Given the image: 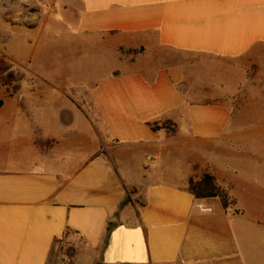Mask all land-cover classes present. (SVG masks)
<instances>
[{
	"label": "crops",
	"instance_id": "crops-1",
	"mask_svg": "<svg viewBox=\"0 0 264 264\" xmlns=\"http://www.w3.org/2000/svg\"><path fill=\"white\" fill-rule=\"evenodd\" d=\"M23 2L0 0V264H264V0Z\"/></svg>",
	"mask_w": 264,
	"mask_h": 264
},
{
	"label": "trees",
	"instance_id": "trees-1",
	"mask_svg": "<svg viewBox=\"0 0 264 264\" xmlns=\"http://www.w3.org/2000/svg\"><path fill=\"white\" fill-rule=\"evenodd\" d=\"M157 125H152L153 129H157ZM188 191L196 198L202 197H219L222 202V206L226 208L228 206V199L225 192L220 189L214 178L209 174H204L199 180H189ZM68 232V230H66Z\"/></svg>",
	"mask_w": 264,
	"mask_h": 264
},
{
	"label": "rangeland",
	"instance_id": "rangeland-1",
	"mask_svg": "<svg viewBox=\"0 0 264 264\" xmlns=\"http://www.w3.org/2000/svg\"><path fill=\"white\" fill-rule=\"evenodd\" d=\"M6 2H8V1H13V4H14V6H16V8L17 9H21V7H24L23 5H25L24 4V2H23V0H5ZM25 7L26 8H29V10L30 11H36L37 9H39V7H40V4L39 3H36V2H30V3H27V5H25Z\"/></svg>",
	"mask_w": 264,
	"mask_h": 264
},
{
	"label": "water",
	"instance_id": "water-1",
	"mask_svg": "<svg viewBox=\"0 0 264 264\" xmlns=\"http://www.w3.org/2000/svg\"><path fill=\"white\" fill-rule=\"evenodd\" d=\"M111 221H113V219H110Z\"/></svg>",
	"mask_w": 264,
	"mask_h": 264
}]
</instances>
